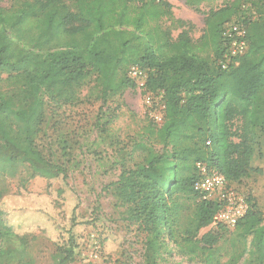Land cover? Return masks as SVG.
Here are the masks:
<instances>
[{
	"label": "trees",
	"instance_id": "1",
	"mask_svg": "<svg viewBox=\"0 0 264 264\" xmlns=\"http://www.w3.org/2000/svg\"><path fill=\"white\" fill-rule=\"evenodd\" d=\"M216 1L185 4L196 8ZM241 6L249 8L240 14ZM233 22L245 29L248 48L222 68L227 49L222 34ZM186 24L173 17L166 0H12L9 7L0 6V83L6 86L0 90V173L14 174L23 165L45 180L47 192L61 182L56 199L66 188L74 192L66 171L47 161L34 143L47 107L105 101L134 89L128 69L138 66L147 73L144 91L162 95V116L141 129L129 150H117L119 174L112 186L116 207L123 208L121 220L144 233L143 264H158L167 243L200 264H238L249 251L248 237L251 264H264L262 213L247 202L249 209L234 228L212 225L220 205L193 190L197 164L217 171L229 188L261 173L251 162L256 133H264V0L210 8L197 40L190 28L181 29ZM173 27L181 29L175 37ZM134 154L138 161L129 167L126 157ZM26 192L23 184L13 193L0 191V243L32 235L17 233L1 210L6 196ZM78 207L73 205L61 231L37 228L62 255L58 264L80 254L84 241L74 229L106 222L97 209L78 222Z\"/></svg>",
	"mask_w": 264,
	"mask_h": 264
},
{
	"label": "rangeland",
	"instance_id": "2",
	"mask_svg": "<svg viewBox=\"0 0 264 264\" xmlns=\"http://www.w3.org/2000/svg\"><path fill=\"white\" fill-rule=\"evenodd\" d=\"M166 1L171 6L173 17L187 23L181 29L190 28V36L197 40L204 30L206 12L232 0L204 2L196 8L187 6L185 0ZM11 3L12 0H0L1 7H9ZM248 8L241 6L240 14ZM163 21L165 26L170 25L169 20ZM181 29L173 27L172 35L175 37ZM1 78L4 79L5 75ZM5 89V83L1 82L0 90ZM86 93L87 89H83L81 98ZM162 106L161 94H150L135 86L119 95L109 96L105 101L83 100L75 105L47 107L42 132L34 143L47 161L66 171L67 182L74 192L66 188L61 199H56L55 191L61 182L57 180L47 192L45 180L33 176L23 165H19L14 174L0 173V191L13 193L22 184L27 191L22 196L5 197L1 206L5 213L3 220L6 222L10 218L11 223L17 226V233H32L23 238L3 240L0 243V264H58L62 255L39 235L37 228H49V234L54 226L53 230L61 231L77 202L79 207L75 215L78 222L89 220L91 209H97L106 222L74 229L84 244L76 260L65 264H143L144 233L136 225H128L121 220L123 208L116 207L112 183L119 174L117 150L122 147L129 150L139 140L141 129L154 121V116H162ZM131 157H126L129 167L138 161L137 154ZM251 166L260 169L261 173L251 174L231 188L248 199L249 205L259 210L264 218V133L260 131L256 133ZM57 200L60 201L59 206L55 205ZM48 217L53 221L50 222ZM233 236V229L226 232L227 252L230 251L227 241ZM250 241L248 237L249 251L238 264L252 263ZM225 260L226 257L222 262ZM158 264L200 263L197 259L188 258L179 247L167 243V247L159 252Z\"/></svg>",
	"mask_w": 264,
	"mask_h": 264
},
{
	"label": "built area",
	"instance_id": "3",
	"mask_svg": "<svg viewBox=\"0 0 264 264\" xmlns=\"http://www.w3.org/2000/svg\"><path fill=\"white\" fill-rule=\"evenodd\" d=\"M226 44V51L221 60L222 68H226L234 58L244 55L248 48L245 29L230 23L222 34ZM128 77L135 82L138 88H144L147 73L138 66H130ZM160 121V117H155ZM199 177L193 184V190L199 194L201 200L214 201L220 209L212 218V225H225L234 228L241 220L249 205L247 199L239 196L234 189L227 186V182L217 171L209 170L204 164L196 165ZM97 254V253H96ZM95 254V258H97Z\"/></svg>",
	"mask_w": 264,
	"mask_h": 264
}]
</instances>
